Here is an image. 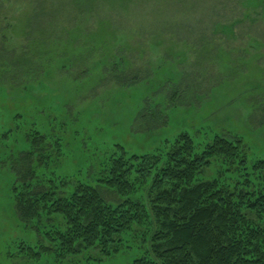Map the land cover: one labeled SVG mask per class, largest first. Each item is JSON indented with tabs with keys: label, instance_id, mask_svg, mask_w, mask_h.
Returning <instances> with one entry per match:
<instances>
[{
	"label": "rangeland",
	"instance_id": "1",
	"mask_svg": "<svg viewBox=\"0 0 264 264\" xmlns=\"http://www.w3.org/2000/svg\"><path fill=\"white\" fill-rule=\"evenodd\" d=\"M0 2V41L21 54L32 47L24 36L33 6ZM125 2L131 3L115 0L119 17L100 24L77 14L69 37L66 31L53 36L68 38L67 48L59 46L68 56L55 57L37 81L16 87L0 80V264H134L148 247L144 227L126 233L110 257L91 250L61 258L54 249L37 248L50 246L38 231L54 224L27 226L10 199V161L30 148L35 131L52 145L44 172L70 182L91 180L119 146L127 155L152 154L184 132L198 149L217 136L240 141L248 170L264 163V0H221L215 23L207 20L209 29L190 34L188 25L205 26L196 19L218 0H144L132 13ZM153 19L185 26L179 33L154 32ZM91 23L96 34L87 31ZM102 42L100 50L91 46ZM81 54L87 68L77 62ZM74 60L76 68L70 67ZM83 69L85 75L75 78ZM122 72L124 82L116 81ZM242 174L236 163L214 162L197 178L230 184ZM29 249L41 252L35 259Z\"/></svg>",
	"mask_w": 264,
	"mask_h": 264
},
{
	"label": "trees",
	"instance_id": "2",
	"mask_svg": "<svg viewBox=\"0 0 264 264\" xmlns=\"http://www.w3.org/2000/svg\"><path fill=\"white\" fill-rule=\"evenodd\" d=\"M28 1L33 7L26 18L24 37L33 48L17 54L0 41V80L15 81L16 87L37 81L51 61L68 56L59 48L68 47V38L53 36L66 31L69 37L76 27L69 28L68 24L74 23L77 14L96 24L109 16L119 17L115 0ZM130 1L125 2L128 13L144 2ZM218 6L221 0L205 8V16L200 13V19H196L205 26L188 25V34L209 29L206 24L215 23ZM94 23L87 31L96 34ZM152 24L153 31L159 33H179L185 26L156 19ZM91 46L100 50L106 42ZM83 54L76 58L79 66L84 65ZM75 61L70 67H75ZM63 70L68 69L65 66ZM87 71L74 77L81 78ZM125 78L122 72L115 80L124 82ZM35 134L30 148L10 161L15 176L10 199L16 216L27 226L35 224L32 228H39L44 220L54 224L38 231L50 244L37 246L42 252L54 249L65 258L99 250L110 257L119 251L126 233L145 227L148 247L134 264H264V163L248 170L240 141L217 136L198 149L184 132L152 154L127 155L119 146L118 152L102 160L91 180L70 182L44 172V159L52 145L41 133ZM214 162L229 168L236 163L243 174L230 184L221 178L198 179ZM54 217H60L61 222L53 223ZM29 250V256L35 259L41 252Z\"/></svg>",
	"mask_w": 264,
	"mask_h": 264
}]
</instances>
